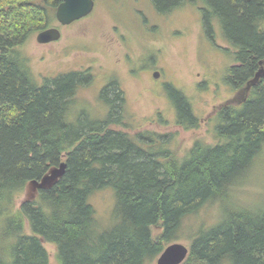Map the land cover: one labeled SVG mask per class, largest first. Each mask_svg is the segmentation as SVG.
<instances>
[{
    "label": "trees",
    "instance_id": "16d2710c",
    "mask_svg": "<svg viewBox=\"0 0 264 264\" xmlns=\"http://www.w3.org/2000/svg\"><path fill=\"white\" fill-rule=\"evenodd\" d=\"M61 1L0 0V264H50L44 242L56 245L58 264H146L179 237L187 216L227 200L262 152L264 77L243 105L218 113L215 143L197 140L180 155L176 134L124 129L134 121L116 81L102 88L104 113L95 115L79 97L87 71L37 78L23 47L57 19ZM151 1L163 14L196 5L213 41L220 28L243 63L228 69L227 83L264 59V0ZM168 87L175 123L197 127L190 100ZM62 162L57 181L16 207L30 181ZM104 188L115 194L106 224L90 202ZM223 207L224 218L197 232L181 264H264V209Z\"/></svg>",
    "mask_w": 264,
    "mask_h": 264
},
{
    "label": "rangeland",
    "instance_id": "374dc122",
    "mask_svg": "<svg viewBox=\"0 0 264 264\" xmlns=\"http://www.w3.org/2000/svg\"><path fill=\"white\" fill-rule=\"evenodd\" d=\"M51 26L61 28L59 40L39 43L37 32L23 47L37 78L42 80L73 70L87 71L90 80L79 91V97L89 104L95 115L104 113L105 103L99 97L102 88L116 81L124 91L125 108L134 121L132 128L121 127L132 133L154 130L176 134L174 143L180 155L197 140L215 143L218 113L228 105L238 106L260 77L258 74L237 92L231 90L225 76L227 66L233 65L236 59L226 48L231 47L232 51L236 48L217 26L213 41L205 31L200 9L191 3L163 14L155 9L151 0H95L89 15L68 25H61L56 19ZM155 70L161 71L159 78L153 76ZM168 85L181 90L190 100L198 117L197 127L188 130L175 123L176 108ZM38 187L30 181L17 198L16 207L35 199ZM90 202L100 222H110L115 208L114 191L111 188L97 190ZM223 205L233 210L245 207L256 214L264 209V148L245 173L244 180L233 187L228 199L207 203L187 216L179 237L173 242L190 247L201 228L215 225L224 218ZM238 205L242 206L232 208ZM26 229L30 232L28 223ZM161 232V225L154 227L155 234ZM44 245L50 264H58L56 245L50 242ZM158 256L146 264H157Z\"/></svg>",
    "mask_w": 264,
    "mask_h": 264
},
{
    "label": "water",
    "instance_id": "95a60500",
    "mask_svg": "<svg viewBox=\"0 0 264 264\" xmlns=\"http://www.w3.org/2000/svg\"><path fill=\"white\" fill-rule=\"evenodd\" d=\"M95 7V0H62L56 9V18L61 25H68L89 15ZM62 32L59 26H51L38 32L39 43H50L61 38ZM159 72H155V77ZM66 162L52 168L40 181L33 180L39 187H47L57 181L66 170ZM190 253V247L181 242H173L166 246L158 256L157 264H181Z\"/></svg>",
    "mask_w": 264,
    "mask_h": 264
},
{
    "label": "flooded vegetation",
    "instance_id": "af4514ba",
    "mask_svg": "<svg viewBox=\"0 0 264 264\" xmlns=\"http://www.w3.org/2000/svg\"><path fill=\"white\" fill-rule=\"evenodd\" d=\"M232 48H233V46H232ZM226 51L228 52V54L235 57L236 62L231 66H227L225 78L228 77L227 73H228L229 68L234 67V66H242L243 65V63L240 60H238V58L236 56L237 50L232 51L231 47H230V48H226ZM155 72H159V76L161 75L160 70H155L153 72L154 77H155ZM258 74H260L259 79L250 87V89L246 95V98L239 104V106L243 105L248 100L250 93L253 90V88L256 87L260 83L261 78L264 77V59H259L256 63L255 68L253 69V72L250 75L245 76L239 83L233 84L232 82H229V84L231 86V90L237 92L238 90L246 87V85L249 82H251L254 78H256L258 76ZM159 76L155 77V78H159Z\"/></svg>",
    "mask_w": 264,
    "mask_h": 264
}]
</instances>
